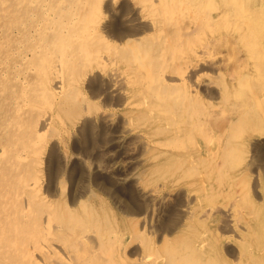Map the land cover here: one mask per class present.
Returning <instances> with one entry per match:
<instances>
[{
	"label": "rangeland",
	"instance_id": "rangeland-1",
	"mask_svg": "<svg viewBox=\"0 0 264 264\" xmlns=\"http://www.w3.org/2000/svg\"><path fill=\"white\" fill-rule=\"evenodd\" d=\"M7 1L9 0H0V3L9 5ZM66 1L71 8L74 6L73 3L77 2ZM93 1L96 6L93 4L91 11H94L88 16L89 18L80 17V24L85 25L83 36L74 41L70 37L68 41L65 40L62 31L55 30L56 33L47 30L45 17L48 16L41 13L43 9L41 11V8H38L40 6L38 2L42 0L12 1L15 5H10L6 9L7 11L11 7L16 9L11 18L3 13L5 6L0 5V210L2 211L0 212V247H2L0 264H24V262L35 264L33 261L42 264H66L65 261L60 263L66 258L65 253L83 256L81 258L82 262L85 261L83 264H185V262L209 264V260L210 264L215 262L264 264L262 260L264 259V235L262 236L264 216H261L264 215V44H262L264 27L261 28L264 25V20H261L264 18V15L262 16L264 9L261 8L262 6L264 8V0L261 2L256 0L255 4L254 0H241V5H245L244 8L233 6L231 0H210L208 4L207 2L204 4V0H198L201 13L198 12L204 17L202 20L204 19L205 23L202 22L198 29L195 28L197 22L195 16L191 18V15L184 11L179 13V8L175 14L163 15L170 11L167 12L166 9L170 7L169 2L171 3L172 0ZM44 2L52 8L56 16L55 22L64 21L65 16L73 11V8L53 10V7H58L59 0ZM86 3L89 5L88 2ZM210 3L213 5L211 8ZM203 4L208 7L203 8ZM83 9L85 7L82 5L78 11ZM259 10L263 11L262 14ZM237 11H240L239 14L246 11L248 21L245 18L242 19V23L241 20L239 24L238 21L236 23L234 16ZM226 15H229V18L225 19ZM43 16L45 17L42 19ZM205 18L208 20L206 21ZM250 21L251 24L254 22L252 26ZM10 24L12 26H9ZM211 24L214 27L212 25L210 27L212 31H209L207 29ZM254 24H259L260 29ZM163 27L164 36L169 37L164 40L166 44H163L162 39L159 38ZM262 31V36L254 43L251 37ZM28 32L30 34H27ZM248 32L251 34L249 35ZM172 33L180 34L177 42L171 40L174 35ZM180 37L181 41H179ZM44 42H46L45 46ZM61 42L64 46L60 48L63 45ZM250 42L253 44L251 47ZM32 46H35V50ZM47 46L48 51L45 50ZM55 52L61 53L62 68L57 73H45L42 68L45 64L49 65V58L55 60ZM137 52L144 59L147 58L151 67L157 72L164 73L165 78L172 79H166L167 85L176 86L177 93L182 99L177 103L170 99L169 102L167 97L164 102L154 101L156 100L154 95L143 87L142 70L138 60L134 59ZM44 55H48L46 60ZM25 56L28 61L25 60ZM100 56L107 59L99 60ZM160 57L165 59L161 60ZM113 67L121 71L126 70L133 78L132 82L129 80V83L125 84L122 92H113L108 86L110 83L106 78V72ZM58 73L65 85L69 86V93L56 92L46 95L40 86L51 85L55 74ZM132 88L136 92L134 93L136 97L135 95L133 97ZM137 94L140 97L137 98ZM255 96L262 102L260 109L257 107ZM165 104L168 109L163 111L167 108ZM175 104L181 108L179 110L174 108ZM139 106L142 110L141 107L138 108ZM155 109L163 110L157 112ZM46 116L51 122L43 124V118ZM156 116L157 119H154ZM130 117H134L135 121L138 119V122ZM176 117L180 120L179 118L176 120ZM255 118V121L261 118L260 122H255ZM171 119L174 120L170 121ZM171 122L176 124L172 123V125ZM127 127L132 128V131L126 132ZM161 130H164L165 134ZM168 130L171 132L168 133ZM144 137L147 138L143 139ZM166 142L172 144L167 145ZM155 147L159 151L158 155ZM173 147H176L177 153L173 151L175 150ZM14 150L22 151L21 157H15ZM150 151L153 153L151 154ZM162 170L168 173L161 174ZM153 187L156 191L158 189L159 199L149 198L145 194L146 190H152ZM235 205L238 207L235 208ZM214 207L220 209L212 211ZM232 208L233 210H230ZM260 208L263 214L259 213ZM260 219L263 224L259 223ZM231 222L234 226L230 225ZM250 228L260 231L254 232ZM221 236L223 238H220ZM77 238L82 239L81 243L87 245V247L81 246L83 250L79 252L80 244H76ZM253 239L258 240H255L257 243ZM43 241L50 247L49 251L43 247ZM205 245L209 250L204 248ZM231 247L233 249H230ZM204 249L207 251L202 253ZM251 251L254 256L246 257L247 254V256L252 254ZM94 252H98L99 257ZM201 253L204 258L201 257ZM258 253L262 256L261 259ZM53 254L61 257L56 258ZM255 254L258 255V260ZM163 257H167L165 261ZM19 258L20 263L16 261ZM233 258H238V261Z\"/></svg>",
	"mask_w": 264,
	"mask_h": 264
},
{
	"label": "bare ground",
	"instance_id": "bare-ground-1",
	"mask_svg": "<svg viewBox=\"0 0 264 264\" xmlns=\"http://www.w3.org/2000/svg\"><path fill=\"white\" fill-rule=\"evenodd\" d=\"M2 1V0H1ZM15 1V0H9V1H7V2H9V5L8 4H6V5H3V3H0V5H2V6H5L3 9L5 10V11H3V13L5 12V15H8V17H12V14L14 13L15 14V12H16V9L15 8H10V10L9 11H7L6 9H8L7 7H9L10 5H12V6H14L13 5V2ZM32 1V0H31ZM39 1V0H38ZM45 0H42V2H38V3H40V6L38 7V8H41V11H42V9H43V12H41V13H43V14H46L48 17L46 18L45 16H43L42 17V19L45 17V21L47 20V30L49 31V32H54L55 30H59V31H62V34H63V36H64V38H65V40H67L68 41V37H70L73 41L74 40H76V39H78L80 36H83V32H84V30H83V27L85 26H83V25H81L80 24V17H87V18H89L88 16L89 15H91L92 14V12L94 11V10H92L91 11V8H92V6H93V4H94V1L93 0H76L77 2H76V4H74L73 3V11H70V14L66 17L65 15V20L64 21H62V22H60V20H59V22H55L54 20H55V18H56V16L54 15V13H53V11L51 10L52 8H50V6L47 4V2H44ZM53 1V0H52ZM106 1H108V0H106ZM110 1V0H109ZM122 1V0H121ZM158 2H159V0H157ZM201 1V0H200ZM200 1H198V0H172L171 1V3L169 2V4H170V7H167V12L168 13H163V15L164 16H167V15H169V14H175V12L177 11V9L179 8V10H178V12L179 13H181V12H185V13H187V14H190L191 15V18L192 17H194L195 16V19L197 20V22H196V26H195V28L196 29H198L200 26H201V23L203 22V20H202V18H204V17H202V15L200 14L201 13V11H200V4H199V2ZM209 1L210 0H208V1H205L204 0V4H205V2H207V4L209 3ZM246 1V0H245ZM255 1L256 0H254V4H255ZM262 0H260V2H261ZM86 2H88L89 3V5L86 3ZM123 2V1H122ZM212 2V1H211ZM50 3L52 4V2L50 1ZM58 3V2H57ZM70 3V2H69ZM225 3V2H224ZM231 3H234V5L233 6H235V7H240V6H242L241 5V0H231ZM244 3V2H243ZM257 3V2H256ZM259 3V2H258ZM72 4V3H71ZM97 4V3H96ZM107 4V3H106ZM109 4V3H108ZM166 4H168V2L166 3ZM202 4V3H201ZM203 4V8H205V7H208L207 5H204ZM263 4H264V2H263ZM56 5V4H55ZM84 6L85 7V9H83V10H81V11H78V9L81 7V6ZM95 5V4H94ZM110 5V4H109ZM210 5H212L211 3H210ZM226 5H227V3H226ZM229 5V4H228ZM96 6V5H95ZM230 6V5H229ZM243 6H245V5H243ZM242 6V7H243ZM258 6H259V4H258ZM35 7H37V6H35ZM211 7H213V5L212 6H210V8ZM223 7H224V4H223ZM228 7V6H227ZM34 8V7H33ZM54 9L53 10H55L56 8H58V9H63V10H66V9H70L71 8V5H68V3H67V1L66 0H59V5H58V7L56 6V7H53ZM72 8H71V10H72ZM214 8H216V6H214ZM244 8V7H243ZM262 9H264L263 8V6L261 7ZM57 9V10H58ZM97 9V7H95V10ZM105 9V8H104ZM256 9V8H255ZM259 9V8H258ZM107 10V9H106ZM110 10V9H109ZM210 10V9H209ZM208 10V11H209ZM242 10V9H241ZM7 11V12H6ZM77 11H78V13H77ZM104 11V10H103ZM198 11H200V13L198 12ZM203 11V10H202ZM207 11V10H206ZM68 12V11H67ZM111 12H112V9H111ZM225 12V11H224ZM244 12V13H243ZM243 12H241V14H239L240 13V11L238 12L237 11V13L235 14V16L234 17H236L235 19V22L237 23V21H238V24L240 23V20H241V23H242V19H244L245 20V18L246 17H248V15L246 14L247 12L246 11H243ZM246 12V13H245ZM258 12V11H257ZM256 12V13H257ZM259 12H261L260 10H259ZM258 12V13H259ZM263 12V11H262ZM262 12H261V14H262ZM60 13V12H59ZM63 13V12H62ZM107 13V12H106ZM226 13V12H225ZM65 14V13H64ZM221 14V13H220ZM260 14V13H259ZM260 14V15H261ZM41 15V14H40ZM264 15V12H263V14H262V16ZM229 15H226V18L225 19H227V17H228ZM237 16H238V20H237ZM257 16V15H256ZM262 16H260L261 18H262ZM36 17V16H35ZM63 17V16H62ZM61 17V18H62ZM205 17H206V15H205ZM208 17V16H207ZM222 17L224 18V14L222 15ZM252 17V16H251ZM264 17V16H263ZM39 18V17H38ZM220 18V17H219ZM229 18V17H228ZM231 18H232V16H231ZM261 18H259V20L261 19ZM34 19V18H33ZM35 19H37V17L35 18ZM64 19V18H63ZM92 19V18H91ZM94 19H95V17H94ZM206 19V21L209 19V17H208V19L207 18H205ZM224 19V20H225ZM234 19V18H233ZM248 18H246V20H247ZM135 20V19H134ZM224 20H223V23H224ZM250 20V19H249ZM261 20H264V18H262ZM29 21V20H28ZM37 21V20H36ZM44 21V20H43ZM43 21H41V22H43ZM96 21V20H95ZM205 21V22H206ZM229 21V20H228ZM231 21H233V20H231ZM230 21V22H231ZM248 21V20H247ZM254 21V20H253ZM30 22V21H29ZM39 22V21H38ZM40 22V23H41ZM229 22V23H230ZM259 22V21H258ZM261 22V21H260ZM259 22V23H260ZM43 23H45V22H43ZM82 23V22H81ZM93 23H95V22H93ZM254 23V22H253ZM252 23V24H253ZM22 24V23H21ZM35 24H36V22H35ZM203 24H205L204 22H203ZM208 24V23H207ZM226 24V23H225ZM246 24H249V23H246ZM252 24H251V21H250V26H252ZM260 24H263V23H260ZM37 25V24H36ZM212 25L213 24H211V26H208L209 28L207 29V30H209V31H212V30H210V27H212ZM227 25H228V23H227ZM229 25H231V24H229ZM255 26L256 25H258V27H256V28H259L260 26H259V24H254ZM9 26H12V24H10ZM27 26V25H26ZM25 26V27H26ZM38 26H39V24H38ZM189 26V25H188ZM215 26H217V25H215ZM232 26H233V24H232ZM246 26H249V25H246ZM24 27V28H25ZM28 27V26H27ZM43 26H41V28H42ZM152 27V26H151ZM154 27V26H153ZM213 27H214V25H213ZM228 27V26H227ZM231 27V26H230ZM264 27V25L263 26H261V28H263ZM2 28H3V26H2ZM11 28V27H10ZM14 28V27H13ZM34 28V27H33ZM36 28V27H35ZM168 28V27H167ZM236 28H238L237 26H236ZM29 29V28H28ZM38 29H40V28H38ZM133 29V28H132ZM206 29V28H205ZM232 29V28H231ZM233 29H235V27L233 28ZM260 29V28H259ZM45 30V29H44ZM91 30V29H90ZM148 30V29H147ZM150 30V29H149ZM16 31V30H15ZM37 31V30H36ZM166 31V30H165ZM193 31H194V29H193ZM18 32V31H17ZM21 32V31H20ZM25 32V31H24ZM23 32V33H24ZM30 32V31H29ZM27 33V34H30V33ZM34 32V31H33ZM56 32V31H55ZM108 32V31H107ZM129 32V31H128ZM163 32H164V27H163V29H162V34L160 35V39H162V41H163V44H166V43H164V40H165V38L166 37H168V36H164V34H163ZM250 32V31H249ZM249 32H248V34H249ZM37 33V32H36ZM39 33V32H38ZM57 33V32H56ZM175 33H176V31H175ZM175 33H172V34H174L173 35V37H172V41H175L176 40V42L178 41V35H180V34H175ZM50 34V33H49ZM59 34V33H58ZM85 34V33H84ZM171 34V35H172ZM251 34V33H250ZM249 34V35H250ZM262 34H263V31H262V33H260V32H258V34H256V36H253V37H251L252 39H253V41H254V43L256 42V40L257 39H259V37H261L262 36ZM35 35V34H34ZM39 35H40V33H39ZM52 35H53V33H52ZM163 35V36H162ZM48 36V35H47ZM51 36V35H50ZM93 36V35H92ZM97 36V35H96ZM125 36V35H124ZM131 36V35H130ZM133 36V35H132ZM247 38H250V37H248L247 35H245ZM264 36V35H263ZM22 37V36H21ZM28 37V36H27ZM95 37V36H94ZM34 38H35V36H34ZM122 38V37H121ZM121 38H119V39H121ZM128 38V37H127ZM169 38V37H168ZM36 39V38H35ZM261 39V38H260ZM262 39H264L263 37H262ZM261 39V40H262ZM23 40V39H22ZM21 40V41H22ZM25 40V39H24ZM23 40V41H24ZM27 40V39H26ZM31 40V39H30ZM33 40V39H32ZM48 40V39H47ZM58 40V39H57ZM59 40H60V38H59ZM62 40V39H61ZM97 40V39H96ZM130 40H132L131 38H130ZM133 40H134V38H133ZM249 40V39H248ZM28 41V40H27ZM39 41V40H38ZM49 41H51V40H49ZM49 41H47V44H48V42ZM54 41V40H53ZM64 41V40H63ZM99 41V40H98ZM112 41V40H111ZM129 41V40H128ZM179 41H181V37H180V39H179ZM262 41H264V40H262ZM262 41L260 42V43H262ZM26 42V41H25ZM59 42V41H58ZM125 42H127V39H125ZM247 42V41H246ZM24 43V42H23ZM22 43V44H23ZM28 43V42H27ZM45 43L46 42H44V46H45ZM51 43V42H50ZM49 43V44H50ZM55 43H57V42H55ZM78 43V42H77ZM99 43V42H98ZM132 43V42H131ZM15 44V43H14ZM24 44H26V43H24ZM37 44V43H36ZM58 44V43H57ZM60 44V43H59ZM61 44H63L62 42H61ZM125 44V43H124ZM133 44H135V43H133ZM250 44V47H251V42L249 43ZM262 44H264V43H262ZM20 45V44H19ZM37 45H39V44H37ZM136 45V44H135ZM18 46V45H17ZM60 46V45H59ZM58 46V47H59ZM64 46V44L62 45V46H60V48L61 47H63ZM133 46V45H132ZM252 46H253V44H252ZM1 47V46H0ZM11 47V46H10ZM35 47V46H34ZM34 47L32 46V49H34ZM40 47H41V45H40ZM53 47V46H52ZM205 47V46H204ZM22 48V47H21ZM132 48H134V47H132ZM136 48V47H135ZM134 48V49H135ZM252 48H254V47H252ZM30 49V48H29ZM55 49V48H54ZM167 49H168V47H167ZM260 49V48H259ZM264 49V48H263ZM9 50V49H8ZM35 50V49H34ZM45 50L46 51H48V46L45 48ZM61 50V49H60ZM67 50V49H66ZM65 50V51H66ZM137 50V49H136ZM258 50V49H257ZM261 50V49H260ZM130 51V50H129ZM168 52L170 51V50H167ZM202 51V50H201ZM19 52V51H18ZM29 52V51H28ZM34 52V51H33ZM67 52V51H66ZM75 52V51H74ZM133 52V51H132ZM135 52V51H134ZM161 52V51H160ZM159 52V53H160ZM252 52V51H251ZM263 52H264V50H263ZM11 53V52H10ZM22 53V52H21ZM25 53V52H24ZM32 53V52H31ZM88 53V52H87ZM25 54H27V52L25 53ZM89 54V53H88ZM134 54V53H133ZM144 54V53H143ZM142 54V55H143ZM192 54H194V51H192ZM254 54V53H253ZM14 55V54H13ZM29 55H30V53H29ZM55 60H53V59H51V58H49V65H47V64H45L44 65V67L42 68L44 71H45V73L46 72H53V73H57V72H59V70L62 68V64H61V53H56L55 52ZM157 55V54H156ZM17 56H19V55H17ZM24 56V55H23ZM45 56V60H46V57L48 56V55H44ZM136 56V58H134V59H137L138 60V62H139V66L141 67V74H142V78L144 77V85H143V87H145L149 92H151L154 96V98L156 99V100H154V101H157V102H162L163 100L165 101V98L166 99H168V101H169V99L170 100H172V102H178L180 99H182L181 98V95L180 94H178L177 92V88H175L174 86H169V85H167V80H172V79H170V77L169 78H165V75H164V73L163 74H161L160 72H157L154 68H152L151 67V63L149 64V61L147 60V58H143L141 55H140V53H138L137 52V54L135 55ZM146 56V55H145ZM5 57H6V55H5ZM15 57V56H14ZM14 57H12V58H14ZM26 57V56H25ZM18 58V57H17ZM19 58H20V56H19ZM131 58V57H130ZM161 58V60L162 59H165V58H163V57H160ZM24 59V58H23ZM35 59V58H34ZM103 59H107V58H105L104 56H100V59L99 60H103ZM5 60V59H4ZM26 61H28L27 60V57H26V59H25ZM35 61V60H34ZM104 61H107V60H104ZM159 61V60H158ZM165 61V60H164ZM9 62V61H8ZM36 62V61H35ZM102 62V61H101ZM110 62V61H109ZM151 62H152V60H151ZM157 62V61H156ZM160 62V61H159ZM161 63V62H160ZM13 64V63H12ZM58 64V65H57ZM71 64V63H70ZM210 64V63H209ZM3 65V64H2ZM15 65V64H14ZM13 65V66H14ZM4 66V65H3ZM29 66V65H28ZM4 68V67H3ZM8 68V67H7ZM201 68V67H200ZM204 68V67H203ZM210 68V67H209ZM212 68V67H211ZM35 69V68H34ZM213 69V68H212ZM214 70V69H213ZM8 71V70H7ZM231 71V70H230ZM162 72V71H161ZM1 73V72H0ZM17 73V72H16ZM30 73V72H29ZM18 74V73H17ZM37 74V73H36ZM29 75V74H28ZM56 76H55V79L53 80V82H52V84L51 85H46V84H44L43 86H40L41 87V89L43 90V92L47 95V94H51V93H56V92H58V94H62V93H64V94H68L69 93V90H70V88H69V86L67 87L66 85H65V83L63 82V80H62V78L59 76V73L58 74H55ZM96 75V74H95ZM99 75V74H98ZM3 76V75H2ZM15 76V75H14ZM39 76V75H38ZM136 76V75H135ZM191 76V75H190ZM4 77V76H3ZM172 77V76H171ZM178 77V76H177ZM39 78V77H38ZM106 78L109 80V83H110V85H108L109 86V88L111 89V91H113V92H122V91H124V88H125V84H127V83H129V80L131 81V80H133V78H132V76H129V73H127L126 72V70H119V69H117V68H110V69H108L107 70V72H106ZM140 78V77H139ZM173 78H175V77H173ZM181 78V77H180ZM179 78V79H180ZM183 78V77H182ZM181 78V79H182ZM40 79V78H39ZM136 79V78H135ZM167 79V80H166ZM3 80V79H2ZM22 80V79H21ZM4 81V80H3ZM2 81V82H3ZM12 81H13V79H12ZM11 81V82H12ZM42 81H44L43 80V78H42ZM21 82H23V81H21ZM46 82V81H45ZM107 82V81H106ZM132 82V81H131ZM8 83V82H7ZM13 83V82H12ZM41 83H43V82H41ZM211 83V82H210ZM4 84V83H3ZM137 84V83H136ZM132 85H133V83H132ZM175 85V84H174ZM6 86H8V85H6ZM35 86V85H34ZM107 86V85H106ZM127 86H129V85H127ZM134 87H136V85L134 86ZM87 88V87H86ZM88 88H90V87H88ZM214 88V87H213ZM7 89V88H6ZM40 90V89H39ZM89 90V89H88ZM94 90V89H93ZM132 90H133V97H134V93H136L135 91H134V89L132 88ZM136 90V89H135ZM111 91H109L110 93H111ZM130 91V90H129ZM138 92V91H137ZM180 92V91H179ZM22 93V92H21ZM129 93V92H128ZM132 93V92H131ZM142 93V92H141ZM151 93H150V95H151ZM3 94H4V92H3ZM2 94V95H3ZM30 94V93H29ZM32 94V93H31ZM39 94V93H38ZM126 94H127V91H126ZM140 94V93H139ZM14 95V94H13ZM111 95V94H110ZM116 95V94H115ZM122 95V94H121ZM131 95V94H130ZM189 95V94H188ZM192 95V94H191ZM32 96V95H31ZM31 96H30V98H31ZM113 96V95H112ZM132 96V95H131ZM28 97V96H27ZM33 97H34V95H33ZM56 97V96H55ZM121 97V96H120ZM135 97H136V95H135ZM138 97H140L138 94H137V98ZM143 97V96H142ZM152 97V95L150 96V98ZM152 97V98H153ZM25 98V97H24ZM29 98V97H28ZM132 98V97H131ZM151 98V99H152ZM34 99V98H33ZM38 99V98H37ZM122 99V98H121ZM125 99V98H124ZM126 99H127V97H126ZM125 99V100H126ZM132 99H134V98H132ZM24 100V99H23ZM32 100V99H31ZM109 100V99H108ZM129 100V99H128ZM135 100H136V98H135ZM135 100H133V101H135ZM144 100V99H143ZM26 101V100H25ZM110 101V100H109ZM163 101V102H164ZM255 101H256V103H257V107L260 109V107H261V104H262V102H261V100L257 97V96H255ZM125 102V101H124ZM127 102V101H126ZM139 102V101H138ZM143 102V101H142ZM151 102V101H150ZM170 102V101H169ZM168 102V103H169ZM254 102V101H253ZM6 103V102H5ZM27 103V102H26ZM29 103V102H28ZM128 103V102H127ZM131 103V102H130ZM2 104V103H1ZM4 104V103H3ZM17 104V103H16ZM103 104V103H102ZM120 104H122V103H120ZM132 104V103H131ZM134 104V103H133ZM151 104V103H150ZM149 104V105H150ZM157 104V103H156ZM180 104H181V101H180ZM30 105V104H29ZM114 105V104H113ZM125 105V104H124ZM141 105V104H140ZM159 105V104H158ZM157 105V106H158ZM162 105V103L160 104V106ZM166 105V104H165ZM171 105V104H170ZM173 106H174V104H172ZM176 106H178L177 104H175ZM187 105V104H186ZM3 106V105H2ZM13 106H15V104L13 105ZM26 106H28V105H26ZM103 106V105H102ZM137 106H138V104H137ZM142 106V105H141ZM141 106H139L138 108H140ZM153 106H155V108H157L156 107V105H153ZM173 106H171V107H173ZM174 107V108H177L178 110L181 108V107ZM131 107V106H130ZM129 107V108H130ZM134 107V106H133ZM165 107V106H164ZM166 107H167V105H166ZM7 108V107H6ZM161 108H163V107H161ZM169 108H170V106H169ZM187 108H189V107H187ZM187 108H185L184 110L186 111V109ZM8 109V108H7ZM111 109H113V108H111ZM124 109L126 110V108L124 107ZM136 109H137V107H136ZM152 110H153V108H151ZM165 109H168V107L167 108H164V110L163 109H160V111L161 110H163V111H165ZM1 110V109H0ZM15 110H17V109H15ZM99 110H100V108H99ZM105 110V109H104ZM115 110V109H114ZM128 110V109H127ZM131 110V109H130ZM139 110V109H138ZM141 110H142V107H141ZM141 110H139L140 112H141ZM156 110V109H155ZM158 110H159V108H158ZM176 110V109H175ZM19 111H21V110H19ZM116 111V110H115ZM157 111V110H156ZM156 111H155V113H156ZM160 111H157V112H160ZM113 112V111H112ZM131 112V111H130ZM134 112V111H133ZM132 112V113H133ZM135 112H136V110H135ZM166 112H169L168 110L166 111ZM175 112V111H174ZM178 112V111H177ZM180 112V111H179ZM189 112V111H188ZM7 113V112H6ZM21 113H22V111H21ZM49 113V112H48ZM100 113V112H99ZM102 113V112H101ZM106 113V112H105ZM110 113H111V111H110ZM128 113V112H127ZM137 113H139V112H137ZM154 113V112H153ZM163 113V112H162ZM181 114H182V112H180ZM180 113H177V115H179ZM186 113V112H185ZM16 114V113H15ZM19 114V113H18ZM95 114V113H94ZM108 114H109V112H108ZM108 114H106V115H108ZM124 114V113H123ZM135 114V113H134ZM140 114V113H139ZM139 114H137V115H139ZM164 114V113H163ZM163 114H161V115H163ZM168 114V113H167ZM166 114V115H167ZM252 114V113H251ZM2 115V114H1ZM45 115V114H44ZM47 115V114H46ZM98 115V114H97ZM100 115V114H99ZM110 115V114H109ZM125 115H127V114H125ZM150 115H151V113H150ZM160 115V114H159ZM160 115V116H161ZM166 115H165V117H166ZM169 116H170V112H169V114H168ZM175 115H176V113H175ZM48 117H49V115H47ZM44 117L43 118V124H45V123H48L49 121V118L48 117ZM96 116V115H95ZM101 116V115H100ZM121 116V115H120ZM128 116V115H127ZM129 116H131V115H129ZM5 117V116H4ZM17 117V116H16ZM43 117V116H42ZM41 117V118H42ZM87 117V116H86ZM123 117V116H122ZM135 117H137L136 115H135ZM140 117V116H139ZM180 117V116H179ZM178 117V118H179ZM8 118V117H7ZM18 118V117H17ZM21 118V117H20ZM105 118V117H104ZM103 117H102V119H104ZM134 118V117H133ZM133 118H131L130 117V119H133ZM153 118V117H152ZM157 119V116L156 117H154V119ZM158 118H160V117H158ZM170 118V117H169ZM168 118V119H169ZM172 118V117H171ZM177 118V117H176ZM178 118L176 119V120H178ZM37 119V118H36ZM88 119V118H87ZM100 119H101V117H100ZM112 119V118H111ZM122 119V118H121ZM137 119V118H136ZM151 119V118H150ZM161 119H162V117H161ZM163 119H164V117H163ZM261 119V118H260ZM260 119H257L259 122H260ZM4 120V119H3ZM15 120V119H14ZM51 120V119H50ZM52 120H53V118H52ZM115 120V119H114ZM127 120H129V119H127ZM138 120V119H137ZM135 121V118L133 119V121H135V122H138V121ZM141 120V119H140ZM139 120V122H141ZM153 120V119H152ZM166 120V119H165ZM174 120V119H173ZM172 119L170 120V121H173ZM179 120H180V118H179ZM190 120V119H189ZM256 120V118L254 119V121ZM105 121V120H104ZM123 121H124V119H123ZM122 121V122H123ZM132 121V120H131ZM143 121V120H142ZM147 121V120H146ZM154 121V120H153ZM158 121V120H157ZM159 121H160V119H159ZM167 121V120H166ZM165 121V122H166ZM258 121H255V122H258ZM40 122V123H41ZM51 122V121H50ZM49 122V123H50ZM83 122H85V121H83ZM89 122V121H88ZM91 122V121H90ZM125 122H126V120H125ZM150 122V121H149ZM148 122V123H149ZM169 122V121H168ZM180 122V121H179ZM254 122V123H255ZM27 123H28V121H27ZM41 123V124H42ZM109 123V122H108ZM142 123V122H141ZM141 123H139V125L141 124ZM153 123H155V122H153ZM161 123V122H160ZM163 124H164V122H162ZM176 124V122L174 123V122H171V124ZM178 123V122H177ZM10 124V123H9ZM13 124V123H12ZM38 124V123H37ZM103 124V123H102ZM123 124V123H122ZM129 124V123H128ZM136 124V123H135ZM144 124H145V122H144ZM156 124V123H155ZM162 124V125H163ZM172 124V125H173ZM179 124V123H178ZM8 125V124H7ZM40 125V124H39ZM117 125V124H116ZM148 125V124H147ZM149 125L150 126H152V124H150L149 123ZM171 125V126H172ZM19 126V125H18ZM42 126V125H41ZM78 126V125H77ZM120 126V125H119ZM123 126V125H122ZM126 126H127V124H126ZM133 126V125H132ZM138 126V125H137ZM155 126V125H154ZM153 126V127H154ZM157 126H158V123H157ZM161 126V125H160ZM164 126H165V124H164ZM176 126H178V125H176ZM149 127V126H148ZM156 127V126H155ZM167 127V126H166ZM165 127V128H166ZM170 127V126H169ZM174 127V126H173ZM7 128H8V126H7ZM49 128V127H48ZM163 129H164V127H162ZM176 128H178V127H176ZM180 128V127H179ZM78 129V128H77ZM82 129V128H81ZM89 129V128H88ZM170 130H171V128H169ZM175 129V128H174ZM12 130H13V128H12ZM141 130V129H140ZM166 130V129H165ZM178 130V129H177ZM177 130H175V131H177ZM180 130V129H179ZM1 131V130H0ZM17 131H19V130H17ZM69 131V130H68ZM79 131H80V129H79ZM82 131V130H81ZM130 131H132V128H130V127H127L126 128V132H130ZM134 131V130H133ZM149 131V130H148ZM156 131V130H155ZM158 131H160V130H158ZM162 131V130H161ZM167 131V130H166ZM172 131H173V129H172ZM84 132V131H83ZM135 132H137L136 130H135ZM151 132V133H150ZM149 133L150 134H152V131H150ZM163 133H164V130L162 131ZM171 132V131H170ZM169 132V130H168V133H170ZM174 132V131H173ZM178 132V131H177ZM144 133V132H143ZM158 133V132H157ZM73 134V133H72ZM79 134H80V132H79ZM130 134V133H129ZM149 134V137L151 136ZM165 134V133H164ZM178 134V133H177ZM253 134V133H252ZM4 135V134H3ZM22 135V134H21ZM84 135V134H83ZM126 135V134H125ZM141 135V134H140ZM145 135V134H144ZM169 135H171V134H169ZM119 136H120V134H119ZM132 136V135H131ZM172 136H174V134L172 135ZM126 137H128L127 135H126ZM140 137V136H139ZM156 137V136H155ZM21 138V137H20ZM87 138V137H86ZM123 138H125V137H123ZM138 138V137H137ZM147 138V137H146ZM145 137L143 138V139H146ZM176 138V137H175ZM177 138H179V137H177ZM176 138V139H177ZM12 139V138H11ZM117 139V138H116ZM131 139H133L132 137H131ZM130 139V140H131ZM167 139V138H166ZM5 140H6V138H5ZM4 140V141H5ZM118 140V139H117ZM120 140V139H119ZM18 141V140H17ZM121 141V140H120ZM147 141V140H146ZM150 141V140H149ZM160 141V140H159ZM166 141V140H165ZM164 141V142H165ZM55 142V141H54ZM126 142H127V140H126ZM132 142V141H131ZM131 142H130V144H131ZM134 142H136V141H134ZM140 142H141V140H140ZM145 142V141H144ZM180 142V141H179ZM7 143V142H6ZM146 143V142H145ZM153 143V142H152ZM157 143V142H156ZM160 143H161V141H160ZM167 143V145L168 144H170V143H168V142H166ZM174 144H175V142H173ZM177 143V142H176ZM140 145H141V143H139ZM171 144H172V142H171ZM170 144V145H171ZM8 145V144H7ZM125 145H126V143H125ZM136 145V144H135ZM139 145V146H140ZM150 145H151V143H150ZM153 145V144H152ZM156 145V144H155ZM178 145V144H177ZM16 146V145H15ZM138 146V147H139ZM146 146V145H145ZM166 146V145H165ZM134 147V146H133ZM132 147V148H133ZM166 147H168V146H166ZM166 147H164V148H166ZM176 147H178V146H176ZM175 147V148H176ZM131 148V147H130ZM135 148V147H134ZM133 148V149H134ZM142 148H143V146H142ZM153 148V147H152ZM156 148V150H157V147H155ZM171 148V147H170ZM169 148V149H170ZM174 148V147H173ZM174 148V149H175ZM9 149V148H8ZM129 149V148H128ZM136 149V148H135ZM146 149V148H145ZM129 150H131V149H129ZM151 150H153V149H151ZM155 149L153 150V151H156ZM159 150H160V146H159ZM161 150H163L162 148H161ZM165 150V149H164ZM167 150H168V148H167ZM173 150V149H172ZM179 150V149H178ZM51 151V150H50ZM136 151V150H135ZM141 151V150H140ZM144 151V150H143ZM149 151V150H148ZM174 152L176 151V149L175 150H173ZM130 152V151H129ZM163 152V151H162ZM181 152H183V151H181ZM13 153V152H12ZM134 153V152H133ZM143 153V152H142ZM150 153H151V151H150ZM153 153V152H152ZM151 153V154H152ZM158 153H159V151L157 150V155H158ZM165 153L166 152H164V155H165ZM176 153H177V151H176ZM21 154H22V151H17V150H14V153H13V155L15 156V157H21ZM160 154H162L161 152H160ZM169 154V153H168ZM179 154V153H178ZM181 154V153H180ZM137 155H139V154H137ZM156 155V154H155ZM180 156V155H179ZM4 157V156H3ZM147 157V156H146ZM149 157H152V156H149ZM157 157V156H156ZM118 158V157H117ZM122 158V157H121ZM124 158V157H123ZM141 158V157H140ZM139 158V159H140ZM153 158H155L154 156H153ZM176 158V157H175ZM179 158V157H178ZM136 159H138V158H136ZM147 159H148V157H147ZM165 159H167V158H164V160ZM181 159V158H180ZM140 160H142V159H140ZM151 160V159H150ZM154 160V159H153ZM178 160V159H177ZM114 161V160H113ZM122 161H124V160H122ZM136 161V160H135ZM145 161H146V158H145ZM148 162H149V160H147ZM1 162V161H0ZM129 162V161H128ZM134 162V161H133ZM114 163V162H113ZM8 164V163H7ZM120 164V163H119ZM118 164V165H119ZM133 164V163H132ZM179 164H182V163H179ZM113 165H115V164H113ZM134 165V164H133ZM152 165V164H151ZM159 165V164H158ZM158 165H156V166H158ZM169 165V164H168ZM167 165V166H168ZM174 165H175V163H174ZM176 165H177V163H176ZM116 166V165H115ZM121 166V165H120ZM136 166V165H135ZM135 166H133V167H135ZM170 166V165H169ZM133 167H131V168H133ZM152 167V166H151ZM150 167V168H151ZM163 167V166H162ZM181 167H182V165H181ZM187 167H189V166H187ZM12 168V167H11ZM147 168V167H146ZM149 168V167H148ZM153 168V167H152ZM151 168V169H152ZM155 168V167H154ZM153 168V169H154ZM159 168H161V167H159ZM173 168H175L174 166H173ZM180 168V167H179ZM186 168V167H185ZM13 169V168H12ZM156 169V168H155ZM172 169V168H171ZM177 169H178V166H177ZM182 169V168H181ZM189 169V168H188ZM188 169H185L186 171L188 170ZM5 170V169H4ZM10 170V169H9ZM133 170V169H132ZM157 171H158V169H156ZM167 170H168V168H167ZM170 170V169H169ZM173 170V169H172ZM176 170V169H175ZM180 170V169H179ZM183 170H184V168H183ZM153 171V170H152ZM166 171V170H165ZM178 171V170H177ZM176 171V172H177ZM17 172V171H16ZM154 172V171H153ZM162 172H164L163 170L161 171V174H162ZM171 172V171H170ZM175 172V171H174ZM234 172V171H233ZM72 173V172H71ZM131 173V172H130ZM148 174H149V172H147ZM151 173V172H150ZM155 174H156V172H154ZM164 173H168V171H166V172H164ZM135 174V173H134ZM139 174V173H138ZM138 174H136V176L138 175ZM143 174V173H142ZM153 174V173H152ZM158 174H160V173H158ZM169 174H171V173H169ZM238 174H241V173H238ZM128 175V174H127ZM126 175V176H127ZM242 175H243V173H242ZM131 176H134V175H131ZM146 176V175H145ZM239 176V175H238ZM241 176V175H240ZM7 177H8V175H7ZM125 177V176H124ZM126 178V177H125ZM131 178V177H130ZM129 178V179H130ZM138 178V177H137ZM149 178V177H148ZM5 179V178H4ZM139 179V178H138ZM18 180V179H17ZM122 180V179H121ZM3 181V180H2ZM14 181V180H13ZM19 181V180H18ZM135 181V180H134ZM143 181H144V179H143ZM255 181V180H254ZM133 182V181H132ZM158 182V181H157ZM15 183H17V182H15ZM137 183V182H136ZM142 183V182H141ZM151 183V182H150ZM139 184V183H138ZM143 184H145V183H143ZM151 184H153V183H151ZM151 184H147V186H149L150 185V187L152 186ZM156 184V183H155ZM162 184V183H161ZM9 185V184H8ZM11 185H13V184H11ZM18 185H20V183L18 184ZM159 185V184H158ZM146 186V187H147ZM163 186V185H162ZM143 187L145 188V186L143 185ZM157 187V186H156ZM61 188H62V186H61ZM139 188H141L140 186H139ZM165 188V187H164ZM143 189V188H142ZM148 189V188H147ZM152 189V188H151ZM161 189V188H160ZM157 191H158V189H157ZM156 190H154V187H153V189L152 190H146L145 191V194L150 198H152V199H159L160 198V195H159V192H157ZM254 191V190H253ZM253 191H252V193H253ZM167 192V191H166ZM143 193H144V191H143ZM117 194V193H116ZM170 194V193H169ZM254 194H255V192H254ZM162 195H164V194H162ZM166 195V194H165ZM146 196V197H147ZM180 196V195H179ZM232 196V195H231ZM241 196V195H240ZM78 197V196H77ZM141 197V196H140ZM162 197V196H161ZM169 197V196H168ZM42 198V197H41ZM164 198V197H163ZM237 198V197H236ZM3 199V198H2ZM238 199V198H237ZM263 199H264V196H263ZM6 200V199H5ZM151 200V199H150ZM150 200H147V201H150ZM162 200V199H161ZM165 200V199H164ZM163 200V201H164ZM169 200V199H168ZM44 201V200H43ZM158 201V200H157ZM234 201V200H233ZM145 202V201H144ZM63 203V202H62ZM80 203H81V200H80ZM164 203V202H163ZM168 203V202H167ZM262 203H263V201H262ZM1 204V203H0ZM6 204V203H5ZM151 204V203H150ZM149 204V205H150ZM153 204V203H152ZM151 204V205H152ZM161 204V203H160ZM235 204V203H234ZM264 204V203H263ZM12 205V204H11ZM10 205V206H11ZM154 205V204H153ZM152 205V206H153ZM157 205V204H156ZM261 205V204H260ZM260 205H259V207H260ZM9 206V205H8ZM155 206V205H154ZM4 206H2V208H3ZM90 207V206H89ZM88 207V208H89ZM157 207V206H156ZM221 207H223V206H221ZM228 207V206H227ZM236 207H238V206H236L235 205V208ZM264 207V206H263ZM263 207H262V209H263ZM6 208V207H5ZM12 208V207H11ZM224 208V207H223ZM233 208H234V206H233ZM233 208L232 209H230V210H233ZM8 209V208H7ZM183 209V208H182ZM212 209V208H211ZM216 208L214 207V209L212 210V211H214ZM219 209H220V207H219ZM218 209V210H219ZM229 209V208H228ZM238 209V208H237ZM236 209V210H237ZM262 209L260 208L259 210H261V211H259V213L260 214H263V213H261L262 212ZM65 210H67V209H65ZM206 210V209H205ZM217 210V209H216ZM217 210V211H218ZM225 210H226V208H225ZM242 210V209H241ZM255 210H256V208H255ZM264 210V209H263ZM96 211V210H95ZM207 211V210H206ZM254 211V210H253ZM252 211V212H253ZM0 212H2L1 210H0ZM64 212V211H63ZM158 212V211H157ZM186 212V211H185ZM205 212V211H204ZM227 212V211H226ZM225 212V213H226ZM232 212V211H231ZM243 212V211H242ZM9 213V212H8ZM141 213V212H140ZM209 213H211V211L209 212ZM219 213H220V211H219ZM228 213V212H227ZM233 213H236V212H234L233 211ZM240 213V212H239ZM255 213V212H254ZM253 213V214H254ZM257 213V212H256ZM258 213V214H259ZM18 214H20V212L18 213ZM78 214V213H77ZM90 214H91V212H90ZM90 214H88L87 213V215H90ZM189 214H191V213H189ZM203 214V213H202ZM222 214V213H221ZM220 214V215H221ZM223 214H224V212H223ZM242 214V213H241ZM257 214V215H258ZM8 215V214H7ZM22 214H20V216H21ZM26 215V214H25ZM187 215V214H186ZM208 215V214H207ZM256 215V214H255ZM13 216H15V215H12V217ZM91 216V215H90ZM231 216V215H230ZM237 216H239V215H237ZM258 216H260V215H258ZM261 216H264V215H261ZM2 217V216H1ZM5 217V216H4ZM11 217V216H10ZM92 217V216H91ZM185 217V216H184ZM188 217V216H187ZM194 217V216H193ZM235 217V216H234ZM256 217V216H255ZM82 218H84V216H82ZM90 218V217H89ZM199 218V217H198ZM236 218V217H235ZM258 218V217H257ZM21 219V218H20ZM25 219V218H24ZM80 219V218H79ZM237 219H239V217L237 218ZM262 219V218H261ZM261 219H260V221H259V223L261 222ZM264 219V218H263ZM66 220V219H65ZM81 220V219H80ZM105 220V219H104ZM248 220V219H247ZM251 220V219H250ZM57 221V220H56ZM229 221H233V220H229ZM241 221V220H240ZM244 221H246V220H244ZM102 222H104V221H102ZM223 222V221H222ZM234 222V221H233ZM239 222V221H238ZM237 221H236V223H238ZM264 222V221H263ZM16 223H18L17 222V220H16ZM23 223V222H22ZM21 223V224H22ZM65 223V222H64ZM186 223V222H185ZM227 224L226 225H228V222H226ZM262 223V222H261ZM10 224H11V221H10ZM20 224V225H21ZM77 224V223H76ZM85 224V223H84ZM99 224V223H98ZM257 224V223H256ZM263 224V223H262ZM79 225V224H78ZM230 225H233L234 226V224H232V222L230 223ZM246 225V224H245ZM248 225V224H247ZM251 225V224H250ZM254 225H255V223H254ZM261 225V224H260ZM259 225V226H260ZM22 226V225H21ZM21 226H19V227H21ZM26 226V225H25ZM252 226V225H251ZM263 226H264V224H263ZM17 227V226H16ZM22 227H24V226H22ZM75 227V226H74ZM148 227V226H147ZM237 227V226H236ZM245 227V226H244ZM255 227H256V225H255ZM25 228V227H24ZM223 228V227H222ZM227 228H228V226H227ZM241 228H242V226H241ZM10 229V228H9ZM229 229V228H228ZM231 229V228H230ZM251 230H253L254 232L255 231H257V230H255V229H253V228H250ZM258 229V228H257ZM11 230V229H10ZM19 230H21V229H19ZM43 230V229H42ZM89 230V229H88ZM221 230V229H220ZM237 230H238V228H237ZM243 230V229H242ZM17 232H18V230H16ZM15 231V232H16ZM24 231V230H23ZM26 231H28V230H26ZM25 231V232H26ZM229 231V230H228ZM238 231H240L241 232V230H238ZM252 231V232H253ZM258 231H260V230H258ZM257 231V232H258ZM262 231V230H261ZM263 231H264V229H263ZM20 232V231H19ZM21 232H22V230H21ZM20 232V233H21ZM29 232V231H28ZM42 232V231H41ZM231 232V231H230ZM245 232V231H244ZM9 233V232H8ZM23 233V232H22ZM21 233V234H22ZM194 233V232H193ZM234 233V232H233ZM246 233V232H245ZM249 233V232H248ZM3 234V233H2ZM11 234V233H10ZM31 234V233H30ZM228 234H230V233H228ZM236 234V233H235ZM234 234V235H235ZM253 234V233H252ZM252 234H249V235H252ZM260 234V233H259ZM24 235V234H23ZM52 235V234H51ZM237 235V234H236ZM242 235H243V232H242ZM246 235V234H245ZM244 235V236H245ZM261 235V234H260ZM264 234L262 233V236H263ZM9 236V235H8ZM79 237H80V234L78 235ZM77 236V237H78ZM89 236H92V235H89ZM227 236H229V235H227ZM255 236V235H254ZM3 237V236H2ZM24 237V236H23ZM83 236L81 235V238H82ZM185 237V236H184ZM235 237V236H234ZM241 237V236H240ZM245 237H247V236H245ZM258 237H260V236H258ZM264 237V236H263ZM0 238H1V236H0ZM21 238H22V236H21ZM93 238V237H92ZM183 238V237H182ZM211 238V237H210ZM220 238H223L222 236L220 237ZM229 238H231V237H229ZM228 238V239H229ZM243 238V237H242ZM248 238V237H247ZM256 238V237H255ZM261 238V237H260ZM8 239V238H7ZM27 239V238H26ZM76 239V238H75ZM78 239V238H77ZM85 239H88V238H86L85 237ZM212 239H213V236H212ZM215 239V238H214ZM213 239V240H214ZM227 239V238H226ZM227 239V240H228ZM263 239V238H262ZM4 240V239H3ZM212 240V241H213ZM251 241H252V239H250ZM254 241L256 240V239H253ZM6 241V240H5ZM8 241V240H7ZM34 241V240H33ZM75 241V240H74ZM81 241H82V239H78L77 240V242H76V244H80V246H78L79 248H78V252L79 251H81V249H82V247H83V245L84 246H86L87 247V245L85 244V243H81ZM173 241H176V240H173ZM211 241V242H212ZM237 241H239V240H237ZM246 242H247V240H245ZM251 241H249V244L251 243ZM256 241H258V240H256ZM255 241V243H257ZM12 242V241H11ZM15 242V241H14ZM18 243H19V241H17ZM44 242V241H43ZM66 242V241H65ZM79 242V243H78ZM164 242V241H163ZM187 242V241H186ZM228 242V241H227ZM226 242V243H227ZM240 242V241H239ZM242 242V241H241ZM3 243H5V242H3ZM16 243V242H15ZM180 243H181V241H180ZM254 243V242H253ZM263 243V242H262ZM6 244V243H5ZM11 244V243H10ZM210 244V243H209ZM212 244V243H211ZM245 244H247V243H245ZM244 244V245H245ZM259 244H260V242H259ZM239 245V244H238ZM264 245V244H263ZM2 246V245H1ZM39 246H40V244H39ZM70 246V245H69ZM82 246V247H81ZM210 246V245H209ZM228 246H229V244H228ZM241 247H244V246H242V245H240ZM246 246H249V245H246ZM253 246V245H252ZM8 247H10V246H8ZM43 247H45V248H47L48 249V251L50 250L49 248L50 247H48V245H46L45 244V242L43 243ZM72 247V246H71ZM134 247V246H133ZM137 247V246H136ZM161 247H162V245H161ZM193 247V246H192ZM226 247V246H225ZM1 248L2 247H0V250H1ZM16 248V247H15ZM89 248V247H88ZM92 248V247H91ZM163 248V247H162ZM204 248H206V245H205V247ZM208 248V247H207ZM206 248V249H207ZM214 248H216L215 246H214ZM255 248V247H254ZM261 248V247H260ZM7 249V248H6ZM12 249H13V247H12ZM17 249V248H16ZM46 249V250H47ZM69 249V248H68ZM206 249H204L203 250V252L202 253H204V251L206 250ZM218 249V248H217ZM216 249V250H217ZM230 249H233L232 247L230 248ZM243 249V248H242ZM245 249H247V248H245ZM256 249H258L257 247H256ZM8 250V249H7ZM45 250V251H46ZM59 250V249H58ZM83 250V249H82ZM88 250H90V248L88 249ZM92 250H94V249H92ZM194 250H195V247H194ZM207 250H209V248L207 249ZM206 250V251H207ZM212 250H214V249H212ZM215 250V251H216ZM251 250V249H250ZM263 250V249H262ZM91 251V250H90ZM185 251V250H184ZM242 251V250H241ZM244 251H246V250H244ZM247 251H248V249H247ZM246 251V252H247ZM253 251V250H252ZM250 252V253H252L253 254V252ZM9 252H11V251H9ZM17 252V251H16ZM25 252V251H24ZM27 252H30V251H27ZM75 252V251H74ZM87 252V251H86ZM183 252V251H182ZM210 252V251H209ZM217 252V251H216ZM220 252H222V251H220ZM238 252H240L239 250H238ZM259 252V251H258ZM6 253V252H5ZM19 253V252H18ZM42 253V252H41ZM47 253V252H46ZM64 253V252H63ZM83 253H85V251L83 252ZM95 253V255H97V253L96 252H94ZM94 253H93V255H94ZM165 253V252H164ZM186 253V252H185ZM196 252H194V254H195ZM202 253H201V255H202ZM208 253V252H207ZM219 253V252H218ZM243 253V252H242ZM247 253H249V252H247ZM262 253V252H261ZM9 254V253H8ZM162 254H163V252H162ZM179 254V253H178ZM229 254V253H228ZM244 254V253H243ZM243 254H239V256H242ZM249 255V256H247L246 255V257H251V256H254V254L253 255ZM260 253H258V255H259ZM263 254V253H262ZM3 255V254H2ZM31 255V254H30ZM46 255H49V254H46ZM45 255V256H46ZM52 255V254H51ZM53 255H55V254H53ZM99 255H101V254H99ZM190 255V254H189ZM188 255V256H189ZM215 255V254H214ZM256 255V254H255ZM258 255H256V258L258 257ZM264 255V254H263ZM4 256V255H3ZM50 256V255H49ZM91 256H92V253H91ZM142 256V255H141ZM151 256V255H150ZM149 256V257H150ZM180 256V255H179ZM186 256V255H185ZM196 256V255H195ZM218 256V255H217ZM216 256V257H217ZM222 256V255H221ZM235 256H237V255H235ZM244 256V255H243ZM1 257V256H0ZM4 257H6V256H4ZM9 257V256H8ZM10 257H11V255H10ZM54 257H56V258H60L58 255L56 256H54ZM65 259H63V261L62 262H60V263H64V261L66 262V264L68 263V264H79V263H81L82 262V257H80V255H77V254H74V256H72L71 254L69 255V254H66L65 253ZM92 257H94V256H92ZM97 257H99L98 255H97ZM101 257H102V255H101ZM182 257H183V255H182ZM190 257H191V255H190ZM197 257V256H196ZM199 258H200V256H198ZM201 257H203V255L201 256ZM209 257V256H208ZM260 257H262L261 255H259V258ZM40 258H41V255H40ZM167 258V257H166ZM166 258H164L163 257V259H164V261H165V259ZM177 258V257H176ZM204 258V257H203ZM210 258V257H209ZM208 258V259H209ZM215 258V257H214ZM221 258H224V257H221ZM236 258V257H235ZM235 258H233V259H235ZM12 259V258H11ZM11 259H9V260H11ZM62 259V258H61ZM153 259V258H152ZM171 259V258H170ZM189 259V258H188ZM198 259V258H197ZM206 259V258H205ZM217 259H218V257H217ZM217 259H214L215 261L217 260ZM238 259V258H237ZM237 259H235V261L237 260ZM254 260H255V258H253ZM261 259V258H260ZM259 259V261H261ZM6 260V259H5ZM16 260V259H15ZM15 260L13 261V262H15ZM20 258H19V260H16L17 262H19L20 263ZM54 260V259H53ZM56 260V259H55ZM60 260V259H59ZM59 260H58V262H59ZM83 260H84V258H83ZM94 260V258H92V261ZM99 260V259H98ZM192 260H194V258L192 259ZM213 260V259H212ZM224 260H226V259H224ZM253 260V261H254ZM257 260H258V258H257ZM262 260H264V259H262ZM3 261V260H2ZM7 261V260H6ZM26 261H27V259H26ZM30 261V260H29ZM106 261H107V257H106ZM167 261V260H166ZM170 261V260H169ZM184 261V260H183ZM196 261V260H195ZM220 260L218 259V262H219ZM238 261V260H237ZM241 260H239V262H240ZM248 261V260H247ZM247 261H246V263H247ZM250 261H251V259H250ZM22 262V261H21ZM33 262H35V264H42V263H39V262H37V261H33ZM57 262V261H56ZM71 262V263H70ZM84 263H85V261H83ZM83 262H82V264H83ZM98 262V261H97ZM100 262V261H99ZM101 262H103V261H101ZM188 262H189V260H188ZM199 262H201V260H199ZM224 262V261H223ZM227 262V261H226ZM255 262H257V261H255ZM264 262V261H263ZM5 263V262H4ZM27 263V262H26ZM25 262H24V264H26ZM31 263V262H30ZM169 263V262H168ZM180 263V262H179ZM216 264H217V262H215ZM214 263V264H215ZM222 263V262H221ZM229 263H231V262H228V264ZM235 263V262H234ZM237 263V262H236ZM249 263V262H248ZM260 263V262H259ZM262 263V262H261ZM6 264H8V263H6ZM15 264V263H14ZM22 264V263H21ZM29 264V263H28ZM49 264V263H48ZM92 264V263H91ZM167 264V263H166ZM185 264H187L186 262H185ZM201 264V263H200ZM209 264H210V260H209ZM226 264V263H225ZM242 264V263H241ZM244 264V263H243ZM255 264H258V262L257 263H255Z\"/></svg>",
	"mask_w": 264,
	"mask_h": 264
}]
</instances>
